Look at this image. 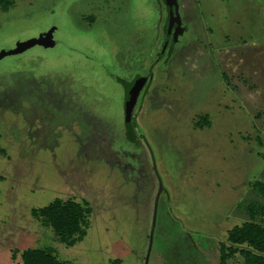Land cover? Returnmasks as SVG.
Listing matches in <instances>:
<instances>
[{
  "label": "rangeland",
  "instance_id": "374dc122",
  "mask_svg": "<svg viewBox=\"0 0 264 264\" xmlns=\"http://www.w3.org/2000/svg\"><path fill=\"white\" fill-rule=\"evenodd\" d=\"M179 10L185 33L164 56L163 0H17L0 14V55L53 28L56 42L0 59L1 84L31 79L27 94L0 86V264L48 247L72 264H221L264 181V0ZM138 76L153 81L130 138L119 79ZM56 198L92 209L74 246L31 215Z\"/></svg>",
  "mask_w": 264,
  "mask_h": 264
},
{
  "label": "trees",
  "instance_id": "16d2710c",
  "mask_svg": "<svg viewBox=\"0 0 264 264\" xmlns=\"http://www.w3.org/2000/svg\"><path fill=\"white\" fill-rule=\"evenodd\" d=\"M16 1L0 0V14L13 8ZM163 2L166 5V0ZM172 42L170 44L169 38L165 40L162 56L167 52L173 53L175 41ZM16 77L17 75H13V84L5 83L3 85L0 81V86H4L3 91L12 90L17 85V89H23L25 90L24 94H27L31 79L23 76L16 80ZM123 82L126 91L129 92L130 83ZM9 98L12 99V97ZM23 103H28L29 106V97L24 98ZM10 108L12 109V107ZM204 123L207 124V120H204ZM125 126L128 136L133 138L137 122L135 116L128 109L125 114ZM0 152L3 155L6 154L4 149H0ZM251 188L255 198L245 205L244 213H246L247 220L229 231V246L221 247V264H226L238 256L242 259L241 264H264V181L255 182ZM91 213L92 209L86 201L76 202L60 198H56L45 207L31 210L32 217L39 221L43 227L51 228L58 241L67 246H74L85 238ZM16 255L17 253L13 257L16 258ZM21 257L23 264H72L58 259L55 250L50 247L25 250Z\"/></svg>",
  "mask_w": 264,
  "mask_h": 264
},
{
  "label": "water",
  "instance_id": "95a60500",
  "mask_svg": "<svg viewBox=\"0 0 264 264\" xmlns=\"http://www.w3.org/2000/svg\"><path fill=\"white\" fill-rule=\"evenodd\" d=\"M178 6V0H166V7L168 11V22H167V30L168 33H171V30L174 26H176L177 32L181 30V19L179 15L174 14L175 8ZM54 33L55 28L51 29L47 33L41 34L36 39H31L27 42L20 43L17 45V47L11 51H3L0 55V59L7 55H15L22 53L34 46H43L45 48L54 47L56 45V42L54 40ZM146 79L145 78H139L136 84L132 87L131 93H130V106L132 107L140 94V91L145 84Z\"/></svg>",
  "mask_w": 264,
  "mask_h": 264
},
{
  "label": "flooded vegetation",
  "instance_id": "af4514ba",
  "mask_svg": "<svg viewBox=\"0 0 264 264\" xmlns=\"http://www.w3.org/2000/svg\"><path fill=\"white\" fill-rule=\"evenodd\" d=\"M179 3H180V0H178V6L175 8L174 14L176 16L179 15V17L181 19V30L179 32H177L176 26H174L172 28V30H171V33L170 34L168 33L167 25H166L167 22H168V11H167V7H166V17H165V23H164V26H163V40H161V43H162L163 47L165 45V40L167 38H169L170 44L173 43L172 41H175L174 50H175L176 46L178 45V39L180 38L181 35H183L185 33V29H183L184 28L183 19H182L180 10H179ZM139 78H143V77L142 76H138L135 79L129 80V81L128 80L119 79V80H122V81H120V83L122 84V87H123V108H124V114H126V110L127 109L133 115L136 114L135 119H136L137 125H139L138 124V117L142 113L143 106H144V103H145L144 100H146L148 95H149V90H150L149 87L151 86V83L153 81V80L146 79V82H145V84L143 85V87H142V89L140 91V94L138 96V99H137L136 103L131 107L130 106V100H129L130 93H131L132 87L136 84V82L138 81ZM123 81H125L126 83H130L129 92L126 91V87H125V84H124ZM204 120H207L206 117L204 118ZM124 122H125V117H124ZM207 123H208V121H207ZM126 133H127V131H126Z\"/></svg>",
  "mask_w": 264,
  "mask_h": 264
}]
</instances>
